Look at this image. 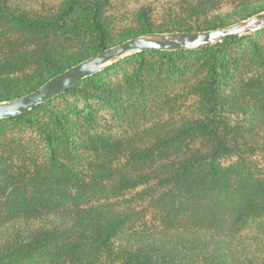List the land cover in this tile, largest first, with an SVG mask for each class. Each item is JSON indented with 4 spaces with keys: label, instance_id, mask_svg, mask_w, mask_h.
I'll return each mask as SVG.
<instances>
[{
    "label": "trees",
    "instance_id": "16d2710c",
    "mask_svg": "<svg viewBox=\"0 0 264 264\" xmlns=\"http://www.w3.org/2000/svg\"><path fill=\"white\" fill-rule=\"evenodd\" d=\"M9 1L0 0V20L7 21L5 32H10L9 38H3L4 46L0 42V50H7L5 55L0 53V74L32 71L40 85L111 46L99 17V0H69L68 7L79 9L72 18L65 16L74 13L70 8L59 10L55 17L42 16L10 7ZM248 1L240 0L238 5L246 6ZM221 2L199 0L189 12L196 18L213 17ZM251 8V14L256 13L264 3ZM208 19L203 26L144 32L227 25ZM86 34L94 37V53L66 60L70 54H61L66 53L63 44L81 45ZM135 35L139 34L126 38ZM248 37L228 36L197 50L131 54L143 62L146 54L168 58L171 53L215 48L207 78L188 92H200L202 101L173 126L164 122L136 135L114 138L88 134L81 122L68 115L53 114L51 123L26 118L49 100L0 119H24L37 136L36 148L41 146L35 153L34 146L19 138H9L0 146V188L9 189L0 199V264H264V177L256 175L249 158L264 151V106L256 101L264 93V71L246 78L250 66L241 64L245 76L231 93L216 87L215 80L217 52L224 44ZM254 53L256 64L264 67V44H256ZM167 61L152 57L146 66L148 76L135 77L143 94L157 93L155 77L171 67ZM41 64L50 70L44 72ZM76 84L65 92L75 90ZM118 154L125 160L111 159ZM231 156L236 157L234 163H221ZM128 190L134 192L123 197ZM245 236L257 246L247 245Z\"/></svg>",
    "mask_w": 264,
    "mask_h": 264
},
{
    "label": "rangeland",
    "instance_id": "374dc122",
    "mask_svg": "<svg viewBox=\"0 0 264 264\" xmlns=\"http://www.w3.org/2000/svg\"><path fill=\"white\" fill-rule=\"evenodd\" d=\"M68 1L10 0L9 3L10 7L18 8L20 11L30 10L42 16L53 15L55 17L59 10H68L67 8L74 12L72 15L66 13L67 18L77 16L79 9L68 7ZM198 1L99 0V17L106 29V41L113 45L126 39L128 35L146 33L144 31L147 29L162 30L180 26H203L208 17L209 22L217 20V22L230 24L251 14L253 4L264 3V0H247L248 5L240 6L238 5L240 0H222L216 6L218 12L217 14L215 12L213 17L201 16V18H196L189 12V7L197 4ZM6 22V20H0L1 46L5 44L3 38L10 34V32L9 34L5 32L6 26L4 27V25ZM64 32L65 30L61 31V33ZM74 42L65 43L62 47V51H66V53H61L62 55L70 54L66 59L68 61L90 55L96 49L95 40L91 34L84 35L80 42L81 45L78 44L77 46V43ZM256 44H264V29L249 34L248 38L224 44L220 52H217L219 65H215L217 70L216 87L226 93L233 92L232 86H235L236 82L245 76L241 64L250 66L251 71L247 73L246 78L255 76L256 71H264L263 66L256 64L257 57L252 55L257 54L254 53ZM214 50L213 47L202 53L176 52L169 54L168 58L146 54L143 62L137 56L129 55V57H125L126 59L121 60V58L118 62L116 61L117 63L114 62L113 65L106 66L91 78L80 80L76 84L75 90L50 98L40 110L29 113L26 118L41 119L51 123L54 119L53 114L68 115L81 122L84 132L88 134L102 133L114 138L136 135L154 129L164 122H169L173 126L176 123H181L180 120L183 115H189L191 111H196L198 103L202 101L200 92L192 91L190 94L188 92H191L189 90H196L198 84L205 77L207 78L209 67L214 62ZM0 53L5 55L7 50L1 49ZM152 57H158V60L168 59L165 64L172 68L169 67L160 71L159 75L155 77L157 78V93L143 94L134 80H136V76L141 79L148 76L145 73L146 66L150 65L147 63ZM248 60H253V62ZM26 68H30L29 65ZM40 68L44 72H47V69L50 70L42 64ZM34 74L32 71H22V69L0 74V98L4 99L13 93L19 94L28 91L33 84L39 85V81L35 79L36 74ZM3 88L7 89L8 93ZM258 91L260 92L261 89ZM257 100L259 104L264 106V93L259 95ZM252 118L251 114H248L247 119L252 120ZM240 120L241 117L237 118L238 122ZM244 122L243 119L241 124ZM9 138L26 139L31 146L35 147L32 148L35 153L41 149V146L36 148L37 136L24 119L0 121V146L5 144L3 142ZM148 144H150L149 141H147ZM191 147L188 146V148ZM113 158L124 161L126 157L118 154L111 156V159ZM249 158L256 170L255 172H258L256 175L264 177V151H257ZM235 161V156L221 159V163L225 165ZM83 166L84 169H88L86 163H83ZM8 191L9 189L3 190L1 187L0 199H3ZM133 192L134 190H128L123 193V197H127ZM244 240L247 245L257 246L250 236H245ZM239 255L241 259L245 256L243 252H240Z\"/></svg>",
    "mask_w": 264,
    "mask_h": 264
},
{
    "label": "water",
    "instance_id": "95a60500",
    "mask_svg": "<svg viewBox=\"0 0 264 264\" xmlns=\"http://www.w3.org/2000/svg\"><path fill=\"white\" fill-rule=\"evenodd\" d=\"M264 27V9L227 25L197 31H151L135 35L85 57L50 76L36 88L0 101V119L12 117L45 102L119 59L146 50H197L228 36L242 37Z\"/></svg>",
    "mask_w": 264,
    "mask_h": 264
}]
</instances>
